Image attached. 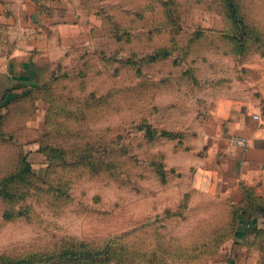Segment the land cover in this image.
<instances>
[{
    "label": "rangeland",
    "instance_id": "1",
    "mask_svg": "<svg viewBox=\"0 0 264 264\" xmlns=\"http://www.w3.org/2000/svg\"><path fill=\"white\" fill-rule=\"evenodd\" d=\"M82 13L44 88L0 104V264H72L68 249L93 254L81 264L228 263L240 204L218 194L201 127L212 97L264 74V0ZM41 27L0 6V72L38 53Z\"/></svg>",
    "mask_w": 264,
    "mask_h": 264
},
{
    "label": "crops",
    "instance_id": "2",
    "mask_svg": "<svg viewBox=\"0 0 264 264\" xmlns=\"http://www.w3.org/2000/svg\"><path fill=\"white\" fill-rule=\"evenodd\" d=\"M88 2L0 0V6L7 8L8 13L15 12L18 3L22 17H34L46 26L41 27L46 38L32 42V50L38 53L20 54L0 72V104L5 101L7 105L12 93L18 97L20 93L36 90L54 74L62 60L56 58V52H65L69 37L73 41L80 39V20ZM47 43L50 48L46 47ZM248 79L247 84L235 85L212 97L200 135L204 162L215 165L207 171L216 173L218 194L233 196L241 209L248 212L227 243L229 262L226 264L264 262V74ZM234 138H245L249 146L234 144ZM246 194L253 196L250 202L246 201Z\"/></svg>",
    "mask_w": 264,
    "mask_h": 264
},
{
    "label": "trees",
    "instance_id": "3",
    "mask_svg": "<svg viewBox=\"0 0 264 264\" xmlns=\"http://www.w3.org/2000/svg\"><path fill=\"white\" fill-rule=\"evenodd\" d=\"M242 47L243 46H241V48ZM43 88H44V85L40 86V87L36 88V90H32V91H41ZM245 198H246L247 202H250L251 199H253V196H251L250 194H246ZM235 208H236L235 212H237V213H235L236 216L234 219V228H235L234 232L236 233L237 225H238L240 219L242 217H247L248 212H247V210H242L240 205H236ZM262 234L264 235V233H262ZM65 253L67 254L65 262H67V263L81 264V263H87V262L93 261V254L92 253H85L83 251H75L73 249L65 250ZM74 256H76V257L72 258ZM262 264H264V262H262Z\"/></svg>",
    "mask_w": 264,
    "mask_h": 264
},
{
    "label": "built area",
    "instance_id": "4",
    "mask_svg": "<svg viewBox=\"0 0 264 264\" xmlns=\"http://www.w3.org/2000/svg\"><path fill=\"white\" fill-rule=\"evenodd\" d=\"M232 142L238 146L248 147L249 143L245 138H234Z\"/></svg>",
    "mask_w": 264,
    "mask_h": 264
}]
</instances>
